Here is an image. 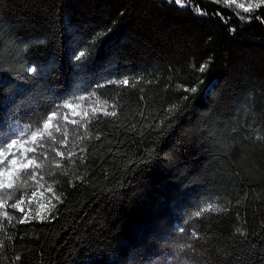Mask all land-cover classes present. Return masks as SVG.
I'll return each instance as SVG.
<instances>
[{"label":"trees","instance_id":"1","mask_svg":"<svg viewBox=\"0 0 264 264\" xmlns=\"http://www.w3.org/2000/svg\"><path fill=\"white\" fill-rule=\"evenodd\" d=\"M24 139L0 264H264V3L0 0V140Z\"/></svg>","mask_w":264,"mask_h":264},{"label":"snow or ice","instance_id":"2","mask_svg":"<svg viewBox=\"0 0 264 264\" xmlns=\"http://www.w3.org/2000/svg\"><path fill=\"white\" fill-rule=\"evenodd\" d=\"M170 2H172V0H170ZM174 2L176 4L182 5V6L184 4V0H174ZM217 2H219V0H217ZM225 2L227 3V0H225ZM261 3H264V0H261ZM256 7H259V5H256ZM239 8L243 9L245 12H250L253 10V5L251 3H249L248 6L246 7L244 3H240ZM197 11H199V9H197ZM241 19H244V17H241ZM85 55H86L85 52H81L79 54V56H77L76 58L79 60V59L83 58ZM206 69H207V63L201 64L199 71L203 72V71H206ZM122 83L127 84L128 80L125 79L124 81H122ZM190 91L195 92L196 89L192 88V89H190ZM68 107H71V105H68ZM105 114L115 115V112L105 113ZM87 115H88V113L85 112L84 116H87ZM48 128H49V123H45L44 124V130L47 131ZM57 130H59V129H57ZM43 134H44L43 132L33 133L32 137H31L32 142L38 145V137H39V139H42ZM48 134L51 135L50 132H48ZM17 143H18L17 140H11V142H9L8 140H0V150H3L2 152H0V165L3 164V161L5 159H7V157L9 155L12 156V159L8 160V166L6 168L0 169V189H4V190L13 189L14 187H16V184L14 183V181L17 178H19L22 174L27 173L31 167H40L39 164H35L34 161L29 160L27 163H22L20 165V167L15 172H13L12 165H14L16 163V155H15V152H13V146L16 145ZM29 151H35V149L34 148L29 149ZM26 155H27V153H21L22 157H26ZM6 176H7V179H4V177H6ZM22 203H23V201H17L16 203H14L12 205V207L17 208L21 212H23L24 209L21 207ZM207 208L219 211V209L216 208L214 205H208ZM204 210H207V209H204ZM200 214H201L200 211L195 213V215H197V216H199ZM5 215L7 216V213H5ZM20 222H26V220H22Z\"/></svg>","mask_w":264,"mask_h":264},{"label":"rangeland","instance_id":"3","mask_svg":"<svg viewBox=\"0 0 264 264\" xmlns=\"http://www.w3.org/2000/svg\"><path fill=\"white\" fill-rule=\"evenodd\" d=\"M231 0H228V2H230ZM78 106V105H76ZM75 108V107H74ZM73 114V112H70V111H67V112H64L63 113V116L64 117H67V118H70V116ZM57 115V114H56ZM56 115H53L52 117L56 116ZM46 123H49V128L47 131L44 130V126L42 127L41 131L40 132H43L44 134L43 135H46L48 134L49 131H51L53 129V121L51 119L47 120ZM28 140L27 139H24L19 145H14L13 146V152H15V155H16V161L22 163L24 161V159L27 157H22L21 156V153H26V150L27 148H29V145H28ZM3 150H0V152H2ZM9 159H12V156L9 155L7 157V159H5L3 162H6V160H9Z\"/></svg>","mask_w":264,"mask_h":264}]
</instances>
